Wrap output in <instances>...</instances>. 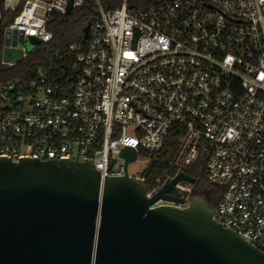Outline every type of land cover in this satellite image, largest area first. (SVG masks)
<instances>
[{"label": "built area", "instance_id": "2783aa9c", "mask_svg": "<svg viewBox=\"0 0 264 264\" xmlns=\"http://www.w3.org/2000/svg\"><path fill=\"white\" fill-rule=\"evenodd\" d=\"M85 1L0 0V17L15 12L2 48H19V35L49 42L52 15ZM93 1L83 42L27 83L0 84V158L91 160L100 177L120 176L123 148L133 163L174 135L173 174L147 197L201 159L222 190L213 220L264 252V0ZM199 176L173 185L182 204L152 206L186 207Z\"/></svg>", "mask_w": 264, "mask_h": 264}, {"label": "water", "instance_id": "95a60500", "mask_svg": "<svg viewBox=\"0 0 264 264\" xmlns=\"http://www.w3.org/2000/svg\"><path fill=\"white\" fill-rule=\"evenodd\" d=\"M119 156L122 175L104 178L91 160L0 158V264H264L263 251L213 220L205 198L152 206L182 204L170 191L192 176L178 173L147 197L145 181L127 174L135 149Z\"/></svg>", "mask_w": 264, "mask_h": 264}, {"label": "trees", "instance_id": "16d2710c", "mask_svg": "<svg viewBox=\"0 0 264 264\" xmlns=\"http://www.w3.org/2000/svg\"><path fill=\"white\" fill-rule=\"evenodd\" d=\"M120 0H99L102 8H111L118 5ZM96 14V8L93 0H86L82 5L73 7L67 14H53L47 28L52 32L49 42L39 43L36 48L26 57L16 60L12 66L3 65L2 57L6 55L2 48L5 37V26L11 21L15 12L1 13L0 17V84L6 82L27 83L33 78L36 70L40 66H50L58 62L54 52L59 50L64 52L68 43L83 42V28ZM176 138L170 135L162 148L157 153H146L149 157L146 170L140 177L144 178L146 189H151L159 185L164 174H173V168L169 166L172 159V153L175 150ZM202 163L201 159L185 168L184 172L192 177L199 176L191 194L201 196L214 207L221 197V188L207 180L205 173L199 172ZM209 190L213 196L208 199L203 193Z\"/></svg>", "mask_w": 264, "mask_h": 264}, {"label": "rangeland", "instance_id": "374dc122", "mask_svg": "<svg viewBox=\"0 0 264 264\" xmlns=\"http://www.w3.org/2000/svg\"><path fill=\"white\" fill-rule=\"evenodd\" d=\"M37 45H38V41L35 38L33 37L26 38L24 40L23 45H21L16 50L6 49V55L4 56V59L9 61L19 60L21 58L24 49L29 54L36 48ZM147 165H148V160L145 159V154L140 152L138 155V160L136 162L128 163L126 169L127 174L134 177L141 176L143 172L146 170ZM172 191L174 193H177L176 190L174 189Z\"/></svg>", "mask_w": 264, "mask_h": 264}, {"label": "flooded vegetation", "instance_id": "af4514ba", "mask_svg": "<svg viewBox=\"0 0 264 264\" xmlns=\"http://www.w3.org/2000/svg\"><path fill=\"white\" fill-rule=\"evenodd\" d=\"M173 193H174V192L171 190V191H170V194L173 195ZM203 194H204V195H202V196H206V198H208V199L212 198V196H213V194H212L209 190H207V191L204 192Z\"/></svg>", "mask_w": 264, "mask_h": 264}]
</instances>
